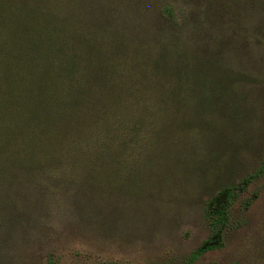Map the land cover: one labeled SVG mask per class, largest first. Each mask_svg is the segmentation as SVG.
Instances as JSON below:
<instances>
[{
  "label": "rangeland",
  "instance_id": "rangeland-1",
  "mask_svg": "<svg viewBox=\"0 0 264 264\" xmlns=\"http://www.w3.org/2000/svg\"><path fill=\"white\" fill-rule=\"evenodd\" d=\"M21 1L41 21L68 13L97 32L116 9L122 21L109 18L110 26L137 43L162 36L182 43L180 57L197 72L188 79L203 81L196 91L206 101L190 113L175 107L193 85L176 102L163 101L169 117L159 150L121 151L118 168H105L119 179L112 183L100 179L107 173L103 156L89 153L95 149L63 152L52 170L25 164L28 154L17 150L22 169L0 164V264H184L211 235L209 200L255 173L263 158L264 0ZM164 6L173 12L168 21ZM132 63L129 83L147 86L143 66ZM174 86L171 77L165 88L173 94ZM103 110L95 109L104 121ZM5 125L9 135L32 138L25 112ZM236 192L222 245L193 264H264V172Z\"/></svg>",
  "mask_w": 264,
  "mask_h": 264
},
{
  "label": "trees",
  "instance_id": "trees-1",
  "mask_svg": "<svg viewBox=\"0 0 264 264\" xmlns=\"http://www.w3.org/2000/svg\"><path fill=\"white\" fill-rule=\"evenodd\" d=\"M134 12L131 8L129 15ZM161 13L164 21L173 17L169 7L164 6ZM112 14L101 19L102 31L97 32L96 27L83 26L80 16L66 13L58 20L47 16L41 21L40 14L32 13L24 1L0 0V164L22 169L28 163L52 170L63 152L95 149L89 153L103 156L100 168L107 173L105 168L112 163L119 165L117 157L125 150L140 155L159 150L156 144H161L169 117L163 101L176 102L191 85V93L175 107H187L190 113L196 101H206L196 91L203 81L190 83L188 79L191 71L197 72L180 57L182 43L164 36L163 40L137 43L122 27L110 26L109 18L122 21L119 11L115 9ZM75 18L79 25L78 21L73 23ZM172 50L178 58L170 63ZM132 62L143 66L147 86L138 84L136 78L131 79L136 83H129L125 73L129 70L130 77L135 76ZM171 77L176 84L173 94L165 88ZM103 107L104 121L96 112ZM24 112L32 125L28 129L32 138L25 139L15 128L9 135L6 121L24 118ZM17 150L28 154L26 163L17 156ZM263 172L264 150L255 173L236 186L223 187L217 198L209 200L205 218L211 235L184 264H193L222 245L229 221L227 206L237 196V189ZM113 175L107 173L100 179L118 181Z\"/></svg>",
  "mask_w": 264,
  "mask_h": 264
},
{
  "label": "flooded vegetation",
  "instance_id": "flooded-vegetation-1",
  "mask_svg": "<svg viewBox=\"0 0 264 264\" xmlns=\"http://www.w3.org/2000/svg\"><path fill=\"white\" fill-rule=\"evenodd\" d=\"M218 203V202H217Z\"/></svg>",
  "mask_w": 264,
  "mask_h": 264
}]
</instances>
